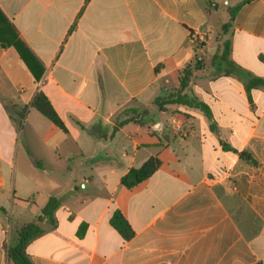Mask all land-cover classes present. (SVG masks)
Returning <instances> with one entry per match:
<instances>
[{
    "label": "crops",
    "instance_id": "crops-1",
    "mask_svg": "<svg viewBox=\"0 0 264 264\" xmlns=\"http://www.w3.org/2000/svg\"><path fill=\"white\" fill-rule=\"evenodd\" d=\"M209 1L0 0L39 75L0 42V264H14L8 245L50 197L53 221L25 248L32 264H264V85L247 91V75L211 63L228 38L229 59L264 79V0L242 4L221 40ZM194 57L189 88L210 119L155 103ZM37 92L66 130L32 105ZM150 156L160 166L122 185Z\"/></svg>",
    "mask_w": 264,
    "mask_h": 264
},
{
    "label": "trees",
    "instance_id": "trees-1",
    "mask_svg": "<svg viewBox=\"0 0 264 264\" xmlns=\"http://www.w3.org/2000/svg\"><path fill=\"white\" fill-rule=\"evenodd\" d=\"M205 5H210L211 1L201 0ZM250 0H241L237 4L228 7V20L224 21L222 24V30L227 32L230 30L232 25V20L239 9V7ZM229 29V30H228ZM0 42L3 45L13 44L17 51L19 52L21 58L27 64L29 69L38 78V72L34 68V63L37 62L36 57L25 47L21 41L17 39L16 31L5 17V15L0 10ZM230 52V40L228 38L224 39L221 43L218 51L213 54L211 63L215 64L216 61L219 64H224V70L227 73H235L237 75H247L248 79L245 84L246 90L249 91L250 88L264 85V79L252 77L242 69L240 66L235 64L229 59ZM203 66V62L200 58L194 57L190 63L186 64L181 70L178 76V84L175 89L168 92L163 98L155 99V103L161 108L163 104L167 103H177L186 105L189 107H194L203 112V114L210 119L211 111L208 105L198 99V97L189 88V81L194 70L200 69ZM42 68H40V73ZM32 105L44 116H46L51 122L66 130V127L61 120V118L56 113L55 109L51 105L47 96L43 92H37L32 100ZM245 152H240V157H245ZM161 164L160 159L157 156H150L142 165L139 167L130 168L120 179L122 185L126 187H132L142 180L149 177ZM59 204L58 199L50 197L46 205L41 209L40 214L36 218L24 225H22L17 233V238L15 242H11L7 247V256L14 264H32V261L28 254L26 253V245L35 237L39 236L42 232L40 223L44 220L49 222L53 221V212ZM110 224L121 234V236L128 240L130 239L134 231L131 228L127 219L119 210H115L110 217ZM260 264V262L254 263Z\"/></svg>",
    "mask_w": 264,
    "mask_h": 264
},
{
    "label": "rangeland",
    "instance_id": "rangeland-1",
    "mask_svg": "<svg viewBox=\"0 0 264 264\" xmlns=\"http://www.w3.org/2000/svg\"><path fill=\"white\" fill-rule=\"evenodd\" d=\"M238 0H229L227 3L225 0H218L214 2V6L212 8L213 14L211 16V23L212 26L215 28V31L213 32V37L216 40L223 39V35L227 34V32L223 31L222 24L224 21L228 20V7L234 5ZM229 30V29H228ZM176 84H172V87H174ZM161 112L158 110L156 106L152 108V110L149 111L147 115L148 122H152V120H156L157 117H159ZM165 117H167V114H165ZM167 128L170 129V124L166 123Z\"/></svg>",
    "mask_w": 264,
    "mask_h": 264
},
{
    "label": "built area",
    "instance_id": "built-area-1",
    "mask_svg": "<svg viewBox=\"0 0 264 264\" xmlns=\"http://www.w3.org/2000/svg\"><path fill=\"white\" fill-rule=\"evenodd\" d=\"M188 40L195 45L197 50H202L205 46L206 37L201 32L190 31Z\"/></svg>",
    "mask_w": 264,
    "mask_h": 264
}]
</instances>
